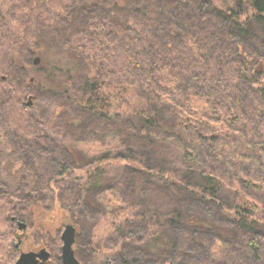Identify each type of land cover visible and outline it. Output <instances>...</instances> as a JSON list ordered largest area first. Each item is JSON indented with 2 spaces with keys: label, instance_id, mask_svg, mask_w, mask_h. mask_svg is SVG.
Returning <instances> with one entry per match:
<instances>
[{
  "label": "trees",
  "instance_id": "obj_1",
  "mask_svg": "<svg viewBox=\"0 0 264 264\" xmlns=\"http://www.w3.org/2000/svg\"><path fill=\"white\" fill-rule=\"evenodd\" d=\"M41 46L30 94L64 99L72 135L34 129L35 111L9 142L71 212L117 190L103 264H264V0H0L3 108Z\"/></svg>",
  "mask_w": 264,
  "mask_h": 264
},
{
  "label": "rangeland",
  "instance_id": "obj_2",
  "mask_svg": "<svg viewBox=\"0 0 264 264\" xmlns=\"http://www.w3.org/2000/svg\"><path fill=\"white\" fill-rule=\"evenodd\" d=\"M51 4L52 2L50 5ZM40 48L32 50L34 58L33 65L31 63L23 70H20L23 68L22 66L18 69L19 75L23 76V78L24 75L25 77H29V80H27L28 84L25 85L26 88L23 85V87H19L18 92H22L21 89L23 88V93H27L28 95L22 99L21 96L23 93H20V98H18V100L14 97L10 102L11 104L6 102L7 105L4 108L6 114L5 121L8 123V133L0 127V237L2 238H0V264H12L18 257V249L16 250L14 245L16 243V233H20V229L17 227V224L11 222V217L20 218V223L24 224L25 228L26 225L28 226L27 230L29 232L26 233L29 237L22 246L24 251L28 248L34 249L47 246L52 253V261L50 260L51 264H65L63 260V234L66 228L70 226L75 231L72 251L74 259L78 264H103V262L114 256L115 250L113 248H115L117 243V237L111 235L109 231L112 226V220L105 218L101 212H111L112 209H118V203H120V201L124 203L121 196L115 192L117 190L113 188L106 193L100 194V196L97 197L98 205L96 206V210L82 206V209L79 211L80 213L76 211L71 212L63 203L65 197L68 195L65 194L63 199V197L58 195L59 191L55 192L48 188H39L34 177L29 174V172L27 173L29 166L26 167L24 165V163L30 164L33 160L22 159L9 142L11 137L9 133H11L13 129L19 127H25L24 129L30 128L28 127L30 123L35 121L32 118L35 111L40 114V119L44 124L37 125L36 122V124L32 122V124L36 126L34 129L41 132H46L45 129H49V131L57 135V140L59 142L62 141V134L72 135L69 123L73 122V120L70 119V115L67 114L68 110L63 107L65 104L64 99L58 98L56 100L44 97L45 100L39 102L35 100V97L32 96L33 94H30L32 90L31 83L39 81L35 72L37 69L39 71L41 67L43 68L44 60L42 54L45 53L46 49L43 47L42 49ZM84 50L85 52H91V54L96 51V49ZM5 56L7 55L0 52V61L4 59ZM9 58H11V56ZM17 65L19 66L20 63H17ZM1 69L2 67L0 66V71ZM1 75L2 72H0V76ZM8 83L9 81H3L0 77V90H3ZM134 92L135 88H130L129 95H134ZM125 104L128 110H131L134 105V97L129 96L125 98ZM4 108L0 102V111ZM70 109L71 113L73 111L76 112L75 108ZM40 126H42V128ZM228 128H232V126H228ZM223 130L225 131L226 128ZM228 130L229 132L227 133H234L235 131L234 129ZM72 145L73 144H70L69 146L71 151L85 153L86 150V152L89 153L88 155H95V153H100L103 149V145L100 141L90 142L88 145H85V147H76ZM106 147L112 148L110 145ZM162 148L161 145H158L155 150L162 154ZM77 169L79 170H76V174H80L78 172L81 170L80 166H78ZM113 170L116 171L117 167H114ZM82 171L85 173V168H82ZM135 179V181H137L138 177ZM135 189L137 192L131 189L129 197L125 195L126 203L132 202L133 199L140 194L139 189ZM140 190L142 191V188H140ZM68 191L70 192V190ZM151 191L154 195L153 198H150L162 203V198L164 199L165 196H162V193H158L155 189ZM64 193L66 192L64 191ZM150 194L151 193H149L148 196H150ZM142 225L143 223L140 224V227ZM137 226V223L132 224L130 222L128 228L134 229ZM12 228L13 231L11 230ZM34 231L36 233H34ZM218 250L219 247L217 245L214 248V252H218ZM28 255L35 256L33 253H29ZM40 256V259H42L41 264H45V262H48L50 254L44 249L41 251Z\"/></svg>",
  "mask_w": 264,
  "mask_h": 264
},
{
  "label": "flooded vegetation",
  "instance_id": "obj_3",
  "mask_svg": "<svg viewBox=\"0 0 264 264\" xmlns=\"http://www.w3.org/2000/svg\"><path fill=\"white\" fill-rule=\"evenodd\" d=\"M11 222L12 223H15L17 224V227L20 229V233H16V243L14 245L15 249L17 250L18 249V257H17V260L14 261L12 264H15L19 261V258L22 256V255H27L29 253H33L35 255H37L36 257V264H41L42 263V259H40V255H41V251L42 250H46L47 252H49L50 256H49V260L48 262H45V264H51V258H52V253L51 251L49 250V248L47 246H43V247H39V248H28L26 251H24L22 249V246H23V243L25 242L26 239H28L29 235L26 233V232H29L27 229H28V226L26 225V228H25V225L24 224H21V219L20 218H16V217H11ZM14 224V225H15ZM26 224V223H25ZM21 226V227H20ZM16 229V228H15ZM13 231V228L11 229ZM31 232V231H30ZM34 233H36L34 231ZM33 233V234H34ZM1 238V237H0ZM2 239V238H1ZM51 260V261H50ZM1 262V261H0Z\"/></svg>",
  "mask_w": 264,
  "mask_h": 264
},
{
  "label": "water",
  "instance_id": "obj_4",
  "mask_svg": "<svg viewBox=\"0 0 264 264\" xmlns=\"http://www.w3.org/2000/svg\"><path fill=\"white\" fill-rule=\"evenodd\" d=\"M75 231L72 227L68 226L63 234V260L65 264H78L74 259L72 245L74 243ZM36 255H22L16 264H36Z\"/></svg>",
  "mask_w": 264,
  "mask_h": 264
}]
</instances>
